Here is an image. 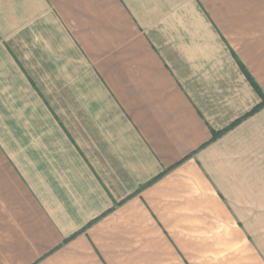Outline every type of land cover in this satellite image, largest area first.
Segmentation results:
<instances>
[{"label": "crops", "instance_id": "0c3cea01", "mask_svg": "<svg viewBox=\"0 0 264 264\" xmlns=\"http://www.w3.org/2000/svg\"><path fill=\"white\" fill-rule=\"evenodd\" d=\"M0 264H264V0H0Z\"/></svg>", "mask_w": 264, "mask_h": 264}]
</instances>
